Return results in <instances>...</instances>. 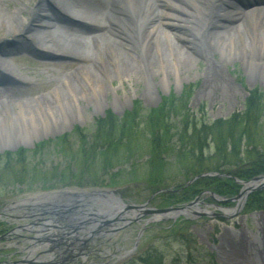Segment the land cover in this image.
Segmentation results:
<instances>
[{
    "label": "rangeland",
    "instance_id": "374dc122",
    "mask_svg": "<svg viewBox=\"0 0 264 264\" xmlns=\"http://www.w3.org/2000/svg\"><path fill=\"white\" fill-rule=\"evenodd\" d=\"M51 1L29 0L28 3L24 1L25 5L22 6L24 11H21L20 16L27 17L32 7L48 8V12L50 9L54 12L52 4L48 5ZM174 1L194 15V8L187 5V0ZM194 1L200 2L199 8L205 11L203 14L208 11L209 23L194 29L192 23H199L200 18L197 21L190 18L189 26L180 20L182 26H176L174 31L168 27V30L165 29L162 24L161 27L154 28L151 39H154V44L159 46V52L155 49L152 51L160 53L164 56L163 61L168 62L167 65L164 64L166 69L163 71L162 68L159 69L156 58L149 60L145 52L141 51L142 44L139 40L135 43L131 42L135 47L134 55L118 51L119 55L115 57L123 60L124 62H121L124 66L116 62V68L112 66L109 69L112 77L110 81L103 75L102 69H99L103 90L107 89L106 92L100 91L99 104L79 95L80 98L75 104L72 103V107H62L51 94L52 90L57 88L62 91L63 96L70 95L69 89L64 84L65 79H69L68 83H71L72 89L76 91L81 89L90 92L94 87L99 92L100 88L95 84L90 86L80 72H75L79 65H76L75 58L69 55L70 53L67 54L68 51L45 48L34 43L32 38L28 39L27 34L39 27L37 17L23 24L20 30L8 33L0 31V119H2L0 207L49 190H90L106 186H118L124 198L130 202L143 203L151 194L148 201L151 205L155 208L166 206L161 201L165 192L158 189L160 187L170 189L174 185L184 188L185 184L181 185V183L188 180L185 160H175V156L183 150L178 148L174 134L180 133L184 140L194 137V133H190L189 129L186 130L185 135L182 134L184 128L183 124L178 122L177 108L168 111V115L175 114L167 117V122L165 121L170 128L164 133L159 129L156 131L160 120L167 116L161 113L160 108L164 98L170 95L178 97L176 101L186 102L189 123L192 122V118L204 119L205 123H214L218 120H227L237 114V119H234L232 124H228L229 130H225L226 135H231L228 142L232 141L225 150L229 152L227 158L229 167H232L231 164H234L233 161L237 157L261 154L257 153V150H264V71H261L259 64L249 66L247 60H251L253 53L255 61L264 60V45L253 52L246 51L242 55L239 48L242 47V36L249 38L246 32L242 30L241 35L232 29L226 30L230 33L224 36H220V32L210 33L223 32L224 29L233 27L234 21L228 20V15H224L233 7L241 11L251 8L262 10V15L255 17L253 22L264 29V0H222V2L218 0V3H212L207 11L208 0ZM162 3L161 0H157V8L158 5L162 7ZM14 5L16 4L11 3L9 6L0 4V15L6 22L12 18L9 10H13ZM94 7L100 9L98 4ZM39 18L47 19L43 16ZM246 23L249 24L248 19ZM224 24L228 26H223ZM208 34L215 36L209 40ZM227 36H231L232 44H229L231 41ZM170 40L178 45H173ZM88 46L91 48V53L87 54L88 60L99 59L98 54L105 57L111 55L105 46H101L100 50H97L94 43L89 42ZM248 47L247 45L245 48ZM175 49L184 52V64L179 65L177 73L172 70L177 66L176 55L171 54L177 53ZM153 55L156 57V54ZM143 62H146V65L142 67ZM111 64L114 65L112 62ZM124 71H130L132 77L122 76ZM252 91H255L257 97L250 103L254 102L261 108H257L254 115H248L242 111ZM36 98L41 100L38 102ZM13 100L20 101L22 108L12 103ZM44 100L51 105L46 107ZM20 110L22 116L18 115ZM106 111H110V123L103 125L101 118ZM6 116L9 123H4ZM132 116H135L136 120L130 119ZM240 137L243 138L238 141ZM158 141L161 143L160 146H157ZM234 142L237 144L240 142V150L237 147L233 148ZM212 145L210 141L205 148L206 154L214 153ZM207 156L212 155H205ZM245 164L246 160L240 166ZM230 169L226 170H234V168ZM152 175L159 176L157 183L150 181ZM230 176L233 179L239 178L234 173ZM146 184L151 185L150 189ZM263 189L264 186L251 191L248 198L253 192ZM83 200L77 202L73 200L71 205L80 204L86 207L82 203ZM57 201L70 204L71 198L45 197L41 200V206L34 204L31 209L19 207L16 212L10 211L12 216H16L15 218L0 220V235L9 233L4 235L5 239L0 240L4 263L8 264L23 255L25 253L23 250L30 243L40 245L35 253L45 256L47 261L55 257L53 253L57 248L52 239L57 238V241H61L69 235V229L59 227L57 231L55 221H49L48 227L41 234L36 228L39 227L37 223L42 216H56L53 212H49L48 204L58 203ZM235 202L229 201L228 205L227 202L223 205L232 206ZM189 217L192 222L188 226V231L194 237L190 251L187 242H179L178 238L174 240L168 237L169 230H166L168 229L166 227L175 222L169 218L147 223L141 236L137 237V248L132 251L135 234L143 227L141 221L128 223L129 225L118 230L115 236L101 244L108 249L101 251L100 254L104 255L105 252L111 254L103 259V263H97L89 257H79V260L82 264H144L137 256L143 251L146 253L150 251L153 255L157 252L163 264H188V253H190V263L196 264L201 262L209 264L212 261L219 264H264V242H262L264 208H253L246 213L241 210L232 218L224 217L223 221L213 214L202 215L199 211H193ZM178 218L176 221H180V225L185 226L182 219ZM30 219L36 223L34 227L27 226ZM23 225L25 227L21 228ZM184 226L179 232L186 235L187 230L186 226L183 229ZM240 237L247 240L239 243L237 241ZM232 243H235L234 247ZM117 247H120L118 251H116ZM240 248H243L242 252L239 251ZM127 251L129 252L125 253Z\"/></svg>",
    "mask_w": 264,
    "mask_h": 264
},
{
    "label": "bare ground",
    "instance_id": "6f19581e",
    "mask_svg": "<svg viewBox=\"0 0 264 264\" xmlns=\"http://www.w3.org/2000/svg\"><path fill=\"white\" fill-rule=\"evenodd\" d=\"M24 1L25 3L29 2V0H0V4H6L8 6L11 3L16 4L14 5L13 10H9L10 15L12 16L9 22H6L5 18L0 15V31L8 33L10 31L13 32L20 30L23 24L25 25L31 18L37 17L39 27L35 29L36 31L34 30V32L29 33V35L27 34L28 39L29 37L32 38L34 43L45 48L58 51H68L67 54L70 53L69 55L75 58L76 65H79L75 69L77 70L75 72H80V75L85 78L86 82L90 86L96 85V87L100 88L99 92H97L94 87L91 88L90 92L81 89L76 91L72 89L71 83H68L69 79H65L64 84L69 89L70 95H68V97L63 96L62 91L58 90L57 88L52 90L51 94L59 102L60 106L68 107L71 106L72 103L75 104L80 96H82L81 98L87 97L99 104L98 96L100 91H107V89L103 90V81L100 79L99 69H102L103 75L107 80L110 81L112 77L110 76L109 69L112 66L116 68V62L120 63L121 65H123L122 62H124L118 57H115V55H119L117 52L121 51V53L124 52L134 55L135 47L131 44V42L135 43L137 40H139V42L142 44L140 47L141 51L143 50L145 52V56H147L149 60L156 58L159 69L162 68V71L166 69L164 66L166 62H164V59H162L164 56H162L160 53H156L159 52V46L154 44V39H151L154 35V28L164 25L163 27L165 29L168 30L169 28L174 31L176 30V26H182L183 23H181L180 20L186 22L189 26V23H191L190 18L194 19V21H197V19L200 18L198 20L199 23H192L193 28L198 29L209 23L207 10L209 9V6L212 5V3H216L218 0H208L209 4L208 8L206 9V14H203L205 11L199 8L201 5L199 1L195 2L194 0H187V5L191 8H194V15L189 13L187 8L179 5L174 0H161V2H163V6L160 7V5H158V8L156 4L157 0H52L54 4L66 15L68 14L72 17L80 19V21H77L76 23L72 21L71 27L64 25V20L67 19L65 16L59 13H53L51 10L48 12V8L44 9L42 7H32L27 17H21V11H24V8H22L23 4L25 5ZM41 1L44 0H40V2ZM220 1L222 2V0ZM95 3L100 6L99 10L94 7V5H97ZM40 5L44 6L47 4ZM224 15H228V20L234 21L233 27H228L224 29L223 32L211 31L212 33L210 34H218V32H220V36H224L228 35L227 33H230L226 30L230 31L234 29L242 35L243 30L249 35V38L243 36L241 38L243 43L242 47L239 49L242 55L243 53H246V51L252 50L253 52V50L259 46L264 45V29L261 27L259 28L257 24L253 22L255 17L262 15V10L257 11V8H254L241 11L239 8L233 7ZM39 16L46 17L47 19H40ZM221 17L223 16L221 15ZM28 18L30 19L28 20ZM246 19L249 20V24L246 23ZM85 21L88 22V24ZM223 26L227 27L228 25L224 24ZM164 31L167 32L166 30ZM197 33L199 34V30ZM171 35L176 37V35L172 33ZM214 36L215 35L210 36L208 34L207 39L211 40ZM227 38L231 41L229 44H232L231 36H227ZM89 42L94 43L97 50H100L101 46H105V48L111 52V55L105 57L102 56V54H98L99 59L95 61L88 60L87 54L91 53V48L88 46ZM140 43H138V45ZM170 43H172L171 40ZM172 44L174 45L176 43ZM247 45L249 46L248 49L245 48ZM152 49H155L156 52H153ZM236 49H238V47ZM175 50L177 53L172 52L171 50H169V52H172V55H176L177 66L173 67L172 70L177 73V68L179 65L184 64V52L180 49ZM153 53L156 54V57L153 55ZM253 54L251 60H247V62H249L248 65L254 66L259 64L261 71H264V60L255 61ZM111 62L114 63V65H112ZM167 64L168 62L166 65ZM83 65H85L84 67H87L84 68ZM145 65L146 62L141 64L142 67ZM91 66L94 69H92ZM122 74V76L126 78L132 77L130 71H124ZM119 77L122 78L121 76ZM164 78L165 73L162 77L163 81ZM111 89L114 90V88ZM40 100L41 99L38 100L36 98V101L39 102ZM11 102L16 104V106L19 108H22L20 101L13 100ZM45 102L46 107L51 105V103L48 101L44 100L43 103ZM74 108L78 109L76 106H74ZM18 115L22 116L21 110L19 111ZM4 121V123L10 122L7 116L4 117ZM0 123H2V119H0ZM244 240L247 239L240 237L237 242L243 243ZM262 242H264L263 239ZM232 245L234 247L235 243H232ZM241 249L243 248H240L239 251L242 252ZM232 250L234 251V248H232Z\"/></svg>",
    "mask_w": 264,
    "mask_h": 264
},
{
    "label": "trees",
    "instance_id": "16d2710c",
    "mask_svg": "<svg viewBox=\"0 0 264 264\" xmlns=\"http://www.w3.org/2000/svg\"><path fill=\"white\" fill-rule=\"evenodd\" d=\"M252 94H249V98L245 104V109L243 112L254 115L257 108H261V106L257 105L256 103H250L254 98L257 97L255 91L250 92ZM179 98L170 95L167 98H164L161 113L166 114L167 116L164 117L165 119H161L160 123H158L156 131L159 129L161 132L164 133L165 130H168L170 128V125L165 123L167 122V117L174 116L175 114H169V110L173 108L178 109V122L183 124V132L182 134H186V130L193 132L194 137L192 139H182V135L180 133L174 134V139H177L178 142V148H181L183 151L181 153H178V155L175 156L176 161H182L185 160V165L187 168H185V173L187 175V179L197 173L207 171V170H226L230 168H234V170L230 171L232 174L239 176L240 178L246 179L253 174H258L264 171V150L260 151L257 150V153L261 154H255V155H248L243 157H237L236 160L233 161L234 164H231L232 167H229L227 162L228 153L225 150L229 147V144L232 141L228 142V139L231 137V135H226L225 130H229L228 124H232L231 122L236 118V115L232 116L231 118L227 120H218L214 123H205L204 119L197 120L196 118H192V122L189 123L187 117H188V110L186 107V102L182 101H176ZM179 104H183L181 107L178 106ZM156 113V111H154ZM202 113V110L200 111ZM115 119V118H114ZM133 121L136 120L135 116L130 117ZM102 124H109L110 122V111H106L105 115L101 118ZM162 120H164L162 122ZM245 121V120H244ZM245 122H243L244 124ZM234 124V123H233ZM156 135V134H155ZM179 135V136H178ZM172 137V136H171ZM170 137V138H171ZM243 137L238 138V141L242 139ZM211 139V140H210ZM211 143L213 144L212 147L214 148V153L208 155L205 153V148ZM159 142V141H158ZM251 142V141H250ZM249 142V143H250ZM248 143V144H249ZM161 143H157V146H160ZM237 147L240 150V142L233 143V148ZM163 152L161 153V155ZM247 154H249L247 152ZM216 158V159H215ZM223 158L222 161H217L218 159ZM215 159V161H214ZM150 162L152 160L151 155L149 158ZM161 160V158H159ZM205 160H208L207 162H204ZM246 160V164L240 166V164ZM237 165V166H235ZM152 179H150L151 182L159 181L158 175H152ZM148 188L150 189L151 185L146 184ZM203 188H211L214 191L223 194V195H231L237 192L239 188V184H237L233 178L231 177H201L194 181L190 186H186L184 188H181L179 191L175 192H166L164 194V197H161V201L164 202L165 205L174 203V202H181L188 200L192 198L198 191H200ZM146 189V188H145ZM158 199V197L156 198ZM160 201V203H161ZM247 206H245L246 210H251L253 208H264V189L263 190H257L256 192H253V194L250 195L248 198ZM162 204V203H161ZM184 224H187L186 220H182ZM182 226L180 225V221H176L172 226L169 228V236L174 240L185 238V240H188L187 235L181 234L179 231L181 230ZM186 226V225H185ZM183 227V229L185 228ZM154 260H152V257L143 255L139 256L138 258L141 259L146 264H162L161 259L159 258V255L155 253Z\"/></svg>",
    "mask_w": 264,
    "mask_h": 264
},
{
    "label": "water",
    "instance_id": "95a60500",
    "mask_svg": "<svg viewBox=\"0 0 264 264\" xmlns=\"http://www.w3.org/2000/svg\"><path fill=\"white\" fill-rule=\"evenodd\" d=\"M204 174H209V173L198 174L192 177L191 179H189L188 182H191L195 178L202 176ZM239 183L241 184V187L238 193L233 197L227 198V197L218 195L216 193L210 192V196L217 202L236 201L234 207L232 208L220 207L217 204H211L207 206L217 207L219 210H221L222 212H217V211L214 212L216 215H220V216L233 215L237 213L241 209L247 195L251 191L264 186V174L254 176L251 179L246 180V181L239 180ZM114 191L116 190L105 189V188L90 189L88 191H73V190H63V189L46 191L40 194L32 195L25 199L12 201L11 203L6 204L4 207L0 209V215L5 214V213L8 214L9 210H12L18 207H24L26 209H31L34 204L35 205L42 204L41 200L45 197L47 198L51 196H61V198L63 199L71 198L70 204H68L67 202L65 203V201L64 202L57 201L58 203L52 202L48 204L49 205L48 209H49V212H53L55 214L57 213L61 217H66L68 212H70L75 207V205L73 206L71 205V202H73V200H76L75 202H77L80 200V197H90L92 201L94 202L101 201L104 204L107 203L106 206H108V209L103 210L99 213V216L102 217L103 220H100L97 223L96 219L93 218L92 223L84 220V222L82 221L80 222V224L77 225V228L82 229L84 224H88L87 230L89 233H91L92 231H94V229H96V227L101 226L103 224L113 223L114 220L116 221L124 220L122 216V212H125V215L128 216V219H127L128 222L132 220L133 221L137 220L142 213H151L153 215L152 219H155V220L176 218L177 216L189 217V215L193 211L194 212L199 211L200 214H206V215L211 213V210L209 209V207L207 208V206L200 207L198 211L195 210L197 203L201 202V200H199V195H197L193 200H190L187 203L180 205V206H170L167 208H154L153 207V208L144 209V205L138 206L134 204H124L119 201H115L113 204H111L108 201L109 200L108 197H111ZM27 202H30V203H27ZM43 205H46V204H43ZM128 211H131L132 213L128 215V213H126ZM139 211H141L140 214L138 213ZM121 227L122 226L120 224H117L116 227L112 229L118 230ZM4 235L5 234L0 235V238H3Z\"/></svg>",
    "mask_w": 264,
    "mask_h": 264
}]
</instances>
